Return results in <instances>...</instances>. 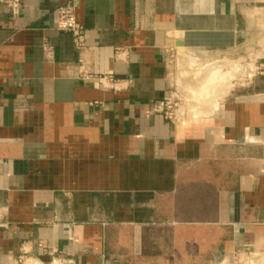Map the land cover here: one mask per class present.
<instances>
[{
	"label": "crops",
	"instance_id": "crops-1",
	"mask_svg": "<svg viewBox=\"0 0 264 264\" xmlns=\"http://www.w3.org/2000/svg\"><path fill=\"white\" fill-rule=\"evenodd\" d=\"M19 1L0 0V264H264V70L155 111L167 49L264 62V0Z\"/></svg>",
	"mask_w": 264,
	"mask_h": 264
},
{
	"label": "rangeland",
	"instance_id": "rangeland-1",
	"mask_svg": "<svg viewBox=\"0 0 264 264\" xmlns=\"http://www.w3.org/2000/svg\"><path fill=\"white\" fill-rule=\"evenodd\" d=\"M180 54V60L178 63L176 62L177 71L173 74V90L176 87V83L178 86L177 91L181 95L182 101L184 99L180 110L181 114L178 117L199 114L202 108H206L211 104L215 91L237 84L246 85L251 83L254 78L253 76L250 80L244 79L245 77L243 78L240 74L241 70H247L243 66L252 63L254 56H249L244 61L222 58L214 62L213 59H205L203 56L197 54L196 58L198 60H194L187 53L181 52ZM173 64L175 65V63ZM242 64L244 65L242 66ZM256 65L258 72L264 70V62L260 61ZM248 67L251 68V65ZM182 94L184 95L183 97ZM256 259V255H252L248 259L241 257L235 259L231 264H255ZM225 261L229 262L228 259Z\"/></svg>",
	"mask_w": 264,
	"mask_h": 264
},
{
	"label": "built area",
	"instance_id": "built-area-1",
	"mask_svg": "<svg viewBox=\"0 0 264 264\" xmlns=\"http://www.w3.org/2000/svg\"><path fill=\"white\" fill-rule=\"evenodd\" d=\"M4 2L9 7V9L11 10L13 14H16L19 11L20 9L19 0H4ZM55 14H56V29H58L59 31L69 33L72 36L74 47L77 50H81L84 47V43H85V37H84L85 31H84V28L76 21L73 6L67 5V4L63 6H58L55 9ZM182 53L189 54L190 56L193 57L194 60H198L196 58L197 57L196 54L200 55L199 53H195L194 51H185ZM180 57H181V54L180 53L177 54L176 52H174L173 48L166 50L167 62L171 64L173 68L175 66L174 69H171L170 73L174 74V72L177 71L176 62L177 63L179 62ZM216 61L218 60H214V62ZM173 63H175V65ZM257 63H259L258 60L254 58L252 63L245 64V65L242 64V66L244 65L243 67L247 68V70L244 69L242 66H240L242 67V69H244L240 71L241 76H243V78L245 77L244 79L250 80L254 76V74L258 71L257 65L255 66V64ZM249 65H251V68L248 67ZM175 85L176 87L174 88L173 93H171L169 97L164 98L163 100L159 101L155 107V111H157L158 113L161 114V116L169 120H173V119L176 120L177 118H180L178 117V115L181 114L180 110L182 108L183 101H184V99L182 101L181 95H179L177 91L178 86L176 83ZM241 257L243 259H248L251 257V254L249 253L230 254L229 257L227 258L229 262L227 263L225 261L227 259H225L223 261L224 262L223 264H231V262L235 261V259L241 258Z\"/></svg>",
	"mask_w": 264,
	"mask_h": 264
},
{
	"label": "water",
	"instance_id": "water-1",
	"mask_svg": "<svg viewBox=\"0 0 264 264\" xmlns=\"http://www.w3.org/2000/svg\"><path fill=\"white\" fill-rule=\"evenodd\" d=\"M177 45H181V43H178Z\"/></svg>",
	"mask_w": 264,
	"mask_h": 264
},
{
	"label": "bare ground",
	"instance_id": "bare-ground-1",
	"mask_svg": "<svg viewBox=\"0 0 264 264\" xmlns=\"http://www.w3.org/2000/svg\"><path fill=\"white\" fill-rule=\"evenodd\" d=\"M243 104V103H242ZM237 107V106H236ZM232 109V108H231ZM237 109V108H236ZM253 139V138H252ZM251 140V139H250Z\"/></svg>",
	"mask_w": 264,
	"mask_h": 264
}]
</instances>
